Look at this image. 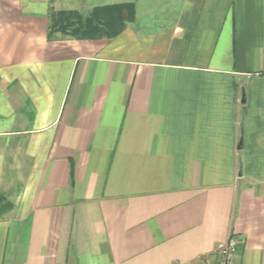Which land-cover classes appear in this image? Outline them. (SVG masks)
Wrapping results in <instances>:
<instances>
[{
    "label": "crops",
    "instance_id": "1",
    "mask_svg": "<svg viewBox=\"0 0 264 264\" xmlns=\"http://www.w3.org/2000/svg\"><path fill=\"white\" fill-rule=\"evenodd\" d=\"M52 1L0 0V264H199L230 237L264 264V0L139 3L91 41L48 39Z\"/></svg>",
    "mask_w": 264,
    "mask_h": 264
},
{
    "label": "trees",
    "instance_id": "2",
    "mask_svg": "<svg viewBox=\"0 0 264 264\" xmlns=\"http://www.w3.org/2000/svg\"><path fill=\"white\" fill-rule=\"evenodd\" d=\"M51 25L48 39L52 32L74 36L78 40H89L103 37L112 38L119 34L127 22L134 19V6L132 4L114 5L95 9L87 18L75 12H60Z\"/></svg>",
    "mask_w": 264,
    "mask_h": 264
},
{
    "label": "rangeland",
    "instance_id": "3",
    "mask_svg": "<svg viewBox=\"0 0 264 264\" xmlns=\"http://www.w3.org/2000/svg\"><path fill=\"white\" fill-rule=\"evenodd\" d=\"M53 1L55 2L56 5L50 7V9L48 10V14H47L48 15V21H49L48 28H47V37H48L49 31L51 29V25H53V22L55 20H57L56 14H58L60 12H75L79 16L87 18L95 9L114 6V5L132 4L134 6V19H135V7L143 3V6L140 7L141 9L144 8L145 10H147V9L149 10V8H150L152 10V11L148 12L147 14L144 13L145 15H147V17H149L150 15L153 17V14L154 15L157 14L156 17L151 18V19H159V17L162 15V13H156V11H154L156 7H159V4L161 3L160 0H130V2L117 3V4H111V5H99V6H94V7H92V3L89 4V2L87 0H53ZM144 20H145V18H144ZM128 23L129 22H127L126 25ZM126 25H125V28H126ZM125 28L120 33H122L125 30ZM119 34H117L116 36H114L112 38L117 37ZM57 35L63 39H68V40L88 41V40H78L77 38L74 37L75 35L72 37V36H70L71 34L66 35V34L62 33L61 31L52 32L51 36H50V40L55 38ZM101 39H111V38L103 35V37H101V38L89 39V41L101 40ZM2 200H3V197L0 195V204L2 203Z\"/></svg>",
    "mask_w": 264,
    "mask_h": 264
},
{
    "label": "built area",
    "instance_id": "4",
    "mask_svg": "<svg viewBox=\"0 0 264 264\" xmlns=\"http://www.w3.org/2000/svg\"><path fill=\"white\" fill-rule=\"evenodd\" d=\"M238 241L235 237L216 247V249L199 264H236Z\"/></svg>",
    "mask_w": 264,
    "mask_h": 264
}]
</instances>
